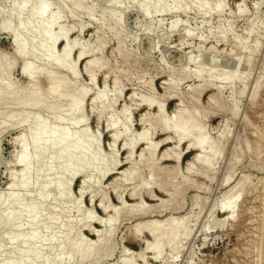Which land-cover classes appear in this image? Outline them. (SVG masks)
Wrapping results in <instances>:
<instances>
[{
  "label": "rangeland",
  "instance_id": "rangeland-1",
  "mask_svg": "<svg viewBox=\"0 0 264 264\" xmlns=\"http://www.w3.org/2000/svg\"><path fill=\"white\" fill-rule=\"evenodd\" d=\"M23 1L21 23H37L45 3L41 23L55 15L52 32L65 36L47 60L29 36L25 56L12 53ZM1 19L12 33L0 30V93L8 83L21 98L0 100V197L20 214L0 228L19 239L2 236L0 264L18 254V264H264V0H0ZM30 93L42 105H26ZM72 100L81 113L66 109ZM35 121L76 135L87 150L80 171L55 158L70 143L46 145ZM154 238L156 255L145 249Z\"/></svg>",
  "mask_w": 264,
  "mask_h": 264
},
{
  "label": "bare ground",
  "instance_id": "bare-ground-1",
  "mask_svg": "<svg viewBox=\"0 0 264 264\" xmlns=\"http://www.w3.org/2000/svg\"><path fill=\"white\" fill-rule=\"evenodd\" d=\"M22 1V0H21ZM28 1V0H27ZM26 1H23L21 4H20V6L18 7V11L16 12V14H17V16H18V18H19V21H20V24H19V26L16 28V31H13V36H12V38H13V43H14V45L13 44H11L13 47H14V49L12 50V53L15 55V56H18V57H24L25 56V52H26V44H25V40H24V38H26L27 36H29V37H31L32 39H35V42H34V40H33V42H34V44H33V48L34 49H36V50H38L40 53H38L37 55L38 56H40L42 59H46L47 60V58L46 57H48V55H47V53L50 51V49H52V47L54 46V44L56 43V41L59 39L60 40V42H62L63 43V38L65 37L64 35H58V34H54L53 32H52V27H53V25L55 24V23H57L56 22V16L55 15H53V14H51L52 12H50V14L51 15H48L47 17H46V20H44L45 21V23H41V18L43 17V14H45L44 12L46 11V4L45 3H42L41 4V6H39L38 7V11L36 12V15H35V18L38 20L37 21V23H35V22H33V24L35 23V25L34 26H32L33 24H29V23H27V22H29V21H26V23L27 24H29L30 26H26L25 24H23V23H21V18H20V16H21V13H22V11H24L25 9V7L26 6H28V4L26 5V3H25ZM156 3H158V2H156ZM26 5V6H25ZM118 5V4H117ZM14 8H17V7H14ZM56 8V7H55ZM35 9V8H34ZM52 9V8H51ZM30 10V9H29ZM55 12V11H54ZM53 12V13H54ZM25 13H26V11H25ZM29 13V12H28ZM144 13V12H143ZM146 14V13H145ZM46 15V14H45ZM59 17V16H58ZM59 19V18H58ZM10 21V20H9ZM9 21L7 20V22H5V20H0V30H2V31H4V32H8V33H12V32H10V30H9V28H11V27H9V24H11V21H10V23H9ZM31 22V21H30ZM8 23V24H7ZM32 26V27H31ZM11 36V35H10ZM55 48V47H54ZM67 50H68V42H66L65 44H63V47H62V54H65L66 52H67ZM31 51H33V50H31ZM81 51H82V48H81ZM57 53V52H56ZM30 54V53H29ZM34 55H36V54H34ZM80 56V55H79ZM36 59V58H35ZM14 62V61H13ZM40 63V62H39ZM41 64V63H40ZM45 66V65H44ZM7 67V66H6ZM23 71H24V73L26 74V76L28 77V79H31L32 78V73H31V70H30V67H25L24 69H23ZM1 76H4L3 74H2V72H1V69H0V77ZM2 79V78H1ZM38 86V85H37ZM4 93H0V100H3L4 98H11L12 99V97H14L15 99H16V97L18 96L19 97V95L20 94H17V93H13V92H11V90H10V84H8V83H5V86H4ZM18 91H19V89H18ZM84 91V90H83ZM21 92H23V91H21ZM51 92H53V93H56V96L57 97H62V93L58 90V87H55V88H53V89H51ZM5 93H7L8 94V96L7 95H5ZM84 94H85V92H84ZM39 94H32V93H30V94H28V95H26V105H29L30 106V108H34V107H36V106H39V105H42V99L40 98V96H38ZM25 96V95H24ZM18 97H17V99H18ZM19 98H21V97H19ZM99 98V97H98ZM52 99H54V98H52ZM91 99V98H90ZM8 100H10V99H8ZM75 100V99H74ZM74 100H72V102L70 103V105L69 104H67V106L69 105V109L68 108H66L67 110H69V111H72V113L73 112H75L76 114H78L77 112L79 111V110H81V109H79V108H77V100L76 101H74ZM1 102H3V101H1ZM18 102V101H17ZM80 102V101H79ZM13 103H15V102H13ZM44 105V104H43ZM19 106H20V104H19ZM81 106V105H80ZM9 107H11V106H9ZM25 108V107H24ZM56 109V108H55ZM54 109V110H55ZM28 111V110H27ZM158 111L160 112V113H162V105H158ZM31 113V112H30ZM69 113V112H68ZM74 113V114H75ZM79 113H81V111H79ZM35 116V115H34ZM33 116V117H34ZM37 117L39 116V115H36ZM36 116H35V118H36ZM32 117V116H31ZM15 118H17V117H15ZM10 119V118H9ZM14 119V117L12 118V120ZM41 118H39V122L40 121H42V120H40ZM166 119V118H165ZM7 120H8V117H7ZM19 120V122L20 123H22L23 121H25L26 120V118H25V116L24 115H20V118L18 119ZM44 120V119H43ZM77 120V119H76ZM76 120H74L75 121V123L74 124H77V125H79L80 124V122L82 121H79V118H78V121L79 122H77ZM6 121V120H5ZM64 121H67V120H65L64 119ZM4 122V121H3ZM38 121H35L34 122V124H35V135H37L38 136V139L39 140H42L46 145H60L61 143H63V142H66V143H70V145H69V147L68 146H66L65 147V149L66 148H69V149H67V150H69V152H66L65 154L63 153H61V151L60 152H58V154L56 155V157L55 158H64L66 161H68V163H70L68 166H66L65 167V169L70 173V174H72V175H75V173L76 172H78V167H79V165L82 163V162H85V161H88V160H86V152H87V150H86V152H85V147H83V146H81L80 147V142L78 141V139L77 138H73V136L72 135H70L69 134V132H66L65 131V129L63 130L62 128H60V129H58L59 127H57V126H55V127H57L56 129H58V130H55L54 128H52L53 126H50L52 129H49L45 124H43V123H39ZM44 122V121H43ZM77 122V123H76ZM13 123H15V122H13ZM25 124V123H24ZM48 124V123H47ZM66 124V123H65ZM70 124H72V122L70 123ZM19 125H22V124H19ZM27 125V124H26ZM29 125V124H28ZM27 127V126H26ZM65 128V127H64ZM177 129H180V128H177ZM183 131H184V129H182V131L180 130V131H178L179 132V134H183ZM84 133H85V131H84ZM175 133V132H174ZM143 133H139L138 135L139 136H141ZM176 134V133H175ZM34 137V136H33ZM36 137V136H35ZM74 137H76V135L74 136ZM111 137H115V132H113V133H111ZM142 137H144V136H142ZM136 138H138V137H136ZM91 139V138H90ZM90 139H87V140H90ZM115 139V138H114ZM14 140H16V141H18V144H20L21 145V147L24 149V146L26 145V141H28V140H26L24 137H22V135L21 136H17L16 137V139H14ZM92 140V139H91ZM94 140V139H93ZM192 140H194V139H192ZM191 140V141H192ZM113 141H115V140H113ZM36 142H38V141H36ZM93 142H96V141H93ZM134 142V141H133ZM188 143H190V142H188ZM203 140L201 139V138H199V139H196V147H200L201 149L204 147L203 145ZM84 145V144H83ZM182 145V144H181ZM189 145V144H188ZM129 147V146H128ZM53 148H54V146H53ZM45 149V148H44ZM78 149H80V153L77 155V156H73L71 153H73V151L75 150V151H77ZM87 149H89V148H87ZM89 151V150H88ZM32 154V153H31ZM73 154H75V153H73ZM88 154H90V153H88ZM40 155H42V152L41 151H39V152H37L36 153V156H34V155H32V156H34V157H38V156H40ZM128 155V154H127ZM51 157H53V155H51ZM28 158H30V157H28ZM28 158L26 157V156H24V157H22V158H20V159H18V160H16V163L19 165V167L21 168V176L22 177H25L26 175H27V173H28V169H29V162H31V161H29L28 160ZM54 157L52 158V160H54L55 159ZM47 161V160H46ZM46 161H44V162H46ZM58 161V160H57ZM33 162V161H32ZM49 163V162H48ZM52 163V162H51ZM93 163H94V161H93ZM53 164V163H52ZM49 165V164H48ZM51 166H53V165H49V167L51 168ZM58 167V166H57ZM94 168H95V166H94ZM30 169H31V167H30ZM44 169V168H43ZM43 169H42V171H43ZM52 169V168H51ZM49 170V168H48V171H51L52 172V170ZM54 169V168H53ZM65 170V171H66ZM80 171V170H79ZM31 173H33V172H31ZM35 173V172H34ZM39 173H40V171H39ZM82 174V173H81ZM58 176V175H57ZM57 176H55V177H57ZM36 177V176H35ZM62 177V176H61ZM38 178V177H37ZM44 178H46V177H44ZM48 179V178H47ZM27 180V179H26ZM26 180L25 179H22V181H21V183L19 184V187H23V188H27L26 186L28 185L27 184V182H26ZM45 180V179H44ZM52 182V181H51ZM82 182L84 183V182H86V179H82ZM13 181L10 179V181L8 182V186H7V189L6 190H11V188H13ZM30 184H31V182H30ZM57 184V183H56ZM30 186V185H29ZM32 186H33V184H32ZM45 186V185H44ZM57 188V187H56ZM31 189V188H30ZM59 189V188H58ZM28 191H30V190H28ZM8 194H9V192H8ZM7 194V195H8ZM62 194V193H61ZM0 195H2V194H0ZM20 195V194H19ZM3 197V196H2ZM2 197H0V204H2L1 206H3L4 207V205H5V208H6V210L7 209H11V210H9V212H7L4 216H1L3 213H1V215H0V228H5V229H8V228H11L12 227V225H13V223H14V221L16 220V219H18V217H19V215L20 214H18V211H13L14 209H13V205H14V203L16 202V199L14 198V199H12L13 197L11 196V199L10 198H6L5 197V199H3L2 200ZM22 199V198H21ZM38 199V198H37ZM18 201V200H17ZM28 203V202H27ZM18 206V205H17ZM3 207H2V209H3ZM42 208V207H41ZM18 209V208H17ZM16 209V210H17ZM22 209V208H21ZM41 210V209H40ZM1 211V210H0ZM37 211H38V208L36 207V206H29V207H27V209L25 210V216L27 217V218H29V220L30 219H33V221H35V219L34 218H36L35 217V214L37 215ZM24 215H22V217H23ZM39 216V215H38ZM37 216V217H38ZM21 220V219H20ZM26 220V219H25ZM109 220V219H108ZM108 220H105L104 222H103V225L104 226H106V224H108L109 222H108ZM24 222V221H23ZM173 223L174 222V220H172V219H170V218H166V219H164L163 221H159V222H149L148 224H144V226L145 227H148V226H152L155 230H157V229H159L161 226H163V225H165V224H169V223ZM178 222V221H177ZM26 225V224H25ZM27 226V225H26ZM21 226H19V228L18 229H20V230H22L21 228H20ZM18 229H16L17 231H18ZM13 230H15V229H13ZM32 230V229H31ZM36 231V230H35ZM35 231H31L32 233H30L29 231V235H27V237H26V242H28V241H31V240H33L34 238H36V236L37 237H40L39 235H36L37 233H39V232H35ZM44 231V230H43ZM8 232H10V231H8ZM45 232H47L46 230H45ZM27 233V232H26ZM9 235L6 237V235H5V233H4V235H2L3 237H5L9 242H10V245L9 246H11V244H13L12 242H15V241H17V240H19V239H17V236L18 235H15V234H13V233H8ZM150 235V234H149ZM1 235H0V247H1V242H2V240H1V238H3ZM23 237V236H22ZM19 238H21V237H19ZM25 239V238H24ZM41 240V239H40ZM35 241V240H34ZM33 241V242H34ZM9 242H6V244L7 243H9ZM37 242V241H36ZM42 242V241H41ZM44 242V241H43ZM17 243V242H16ZM19 243V242H18ZM17 243V244H18ZM23 244H24V242H22ZM21 243V244H22ZM45 243V242H44ZM15 244V243H14ZM16 244V245H17ZM18 245H20V244H18ZM24 247H25V245H23ZM22 245H21V247H23ZM26 246H29V245H26ZM4 247H6V246H4L3 245V247H1V248H4ZM15 247V246H14ZM13 247V248H14ZM1 248H0V250H1ZM10 248H12V247H10ZM18 248V247H17ZM27 248V247H26ZM153 249L154 250V254L156 255V254H158L159 253V242H158V238H154V241L152 242V243H150V244H148L146 247H145V249ZM8 249V248H7ZM19 249V248H18ZM11 250V249H10ZM14 251H15V248L13 249ZM1 251H3V249L1 250ZM12 251V250H11ZM10 251V252H11ZM14 251H12V252H14ZM9 251H7V253H8ZM9 252V253H10ZM11 252V253H12ZM19 252V251H18ZM2 253H4V254H6V252H2ZM8 253V254H9ZM16 252H14V254H15ZM25 253H27V252H25ZM1 254V253H0ZM14 254H13V256H14ZM151 254H152V252H151ZM3 255V254H2ZM2 255H0V257H2ZM10 255H12V254H10ZM22 255V254H21ZM35 255V253L33 252V251H31V253H30V257H33ZM3 256H5V255H3ZM12 256V257H13ZM22 256H24V255H22ZM27 256H29V255H27ZM8 257H9V255H8ZM19 257H20V254H18L17 255V258H16V264H18L20 261H18V260H20L19 259ZM5 259V258H4ZM33 259H35V258H33ZM3 262V261H2ZM25 262H27V261H25ZM6 264H8L7 262H5ZM12 263H13V261H12ZM2 264V263H1ZM21 264V263H20Z\"/></svg>",
  "mask_w": 264,
  "mask_h": 264
}]
</instances>
